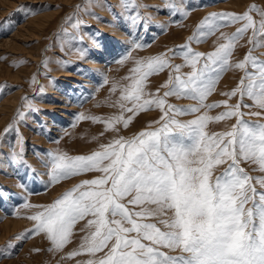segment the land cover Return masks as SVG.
Returning <instances> with one entry per match:
<instances>
[{"label": "rangeland", "instance_id": "obj_1", "mask_svg": "<svg viewBox=\"0 0 264 264\" xmlns=\"http://www.w3.org/2000/svg\"><path fill=\"white\" fill-rule=\"evenodd\" d=\"M168 2L135 0L141 7L128 11L122 6V0H95L94 3L90 0H0V22L8 21L0 24V192L3 193L0 196V264H84L88 259L103 257L107 248L95 257L82 254L69 258L73 250L79 249L83 238L95 230L87 227V220L93 219L91 216L76 223L71 243L60 251H49L53 245L47 236L30 231L36 222L27 217L43 209L24 208V203L51 205L83 181L103 175L99 171H90L52 182L48 153L87 156L102 151V146L121 136L130 139L141 131L158 128L160 125L154 122L160 120V109L153 106L134 115L119 107L122 89L130 85L136 61H147L160 55L170 61V67L148 77L142 97L164 98V93L175 84V76L186 78L192 71L182 54H174L179 46L190 45L193 52L207 55L220 44L227 43L222 34L231 36L244 23L226 24L203 42H198L193 38L198 36L199 25L206 17L225 12L242 15L253 5L264 9V0H183V6L192 9L190 14L185 16L177 12L170 15ZM175 2L179 4L180 0ZM21 6L23 10H20ZM137 11L149 19L133 23L131 17ZM250 14L259 22L258 12ZM10 28L13 30L9 32ZM251 37L249 30L236 42L230 57L232 67L220 73L221 78L206 104L227 101L228 105H235L241 102L239 94L230 97L224 93L237 88L241 78L245 77V70L235 68V64L244 61L250 51L264 61V46L254 47L249 42ZM134 43L145 46L136 48ZM126 54L128 58L123 63L117 62ZM204 62L202 58L198 67ZM175 65H183L179 73L175 71ZM247 70L255 71L250 65ZM170 77L173 84L163 87ZM166 101L183 109L199 104L197 100L176 96H169ZM123 103L125 109L133 107L131 102ZM243 103L253 105L240 109L245 114L243 119L251 125L264 124V109L247 96ZM227 110L224 105L205 107L199 113L176 118L186 122L204 114L215 117ZM255 112L261 115H251ZM18 113H23V117ZM80 114L100 120H81L78 119ZM115 116L131 117V123L125 128L121 120L113 125L119 131H112L107 122ZM236 124V117L210 121L205 130L209 134H219ZM9 125L15 130L5 134ZM13 152L17 154L16 159L24 163L11 165L10 154ZM227 167V164L217 166L213 180ZM240 167L252 177L264 176L258 164L251 161L242 160ZM253 183L258 192L264 191L255 180ZM123 203L127 205V200ZM128 207L132 211L140 210L131 205ZM166 218L148 217L141 222L155 223L167 230L161 223ZM9 243L13 247L8 248ZM160 250L169 255L181 254L179 250Z\"/></svg>", "mask_w": 264, "mask_h": 264}, {"label": "snow or ice", "instance_id": "obj_2", "mask_svg": "<svg viewBox=\"0 0 264 264\" xmlns=\"http://www.w3.org/2000/svg\"><path fill=\"white\" fill-rule=\"evenodd\" d=\"M122 6L128 11L141 7L135 0H122ZM167 7L171 9L170 15L182 12L187 16L192 10L183 6V0L179 4L169 0ZM252 11L259 13V22L250 14ZM131 19L135 23L149 18L142 17L137 11ZM240 21H244L243 26L235 34H222L227 43L220 44L207 55L193 52L190 45L179 46L174 54H182L192 71L186 78L175 76V84L164 93V98L142 99L148 77L170 67V61L164 55L136 61L131 83L122 89L119 107L134 115L153 106L160 109V120L154 122L160 125L158 128L141 131L130 139L121 136L102 146V151L87 156L48 153L52 182L90 171L103 174L83 181L51 205L23 204L24 208L43 209L27 218L36 222L30 230L33 234L43 233L51 241L53 247L49 251H60L71 243L76 223L91 216L93 219L87 220V227L95 230L83 238L79 249L73 250L69 258L82 254L95 257L106 248L108 251L98 260L88 259L84 264H264V191L258 192L253 183L255 180L264 189V176L252 177L240 167L242 160L251 161L264 172V124L251 125L240 111L242 107L253 106L243 103L245 96L264 109V61L250 51L244 61L235 64V68L245 70L246 75L237 88L224 95L235 97L239 94L240 103H205L214 92L220 73L232 67L230 57L239 39L251 30L249 42L254 47L264 46L261 39L264 38V9L253 5L242 15L212 13L201 22L198 36L193 39L203 42L220 27ZM12 30L10 28L9 32ZM134 46L142 48L145 45L134 43ZM126 58L127 54L117 62L123 63ZM202 58L205 62L198 67ZM249 65L255 71H248ZM182 67L175 65L174 69L179 73ZM171 84L173 79L170 77L163 87ZM113 91H116V85ZM169 96L190 98L199 104L183 109L167 104ZM124 101L131 102L133 107L125 109ZM221 105L229 110L215 117L204 114L186 122L176 118L199 113L201 108ZM18 116L23 117V113ZM232 117L238 119V124L229 131L209 134L205 130L210 121ZM86 118L100 120L83 114L78 116L81 120ZM131 119L115 116L107 122L108 128L118 132L114 123L122 120L127 128ZM14 130V126L9 125L5 134ZM16 156L15 152L10 154L11 165L24 163ZM223 164L228 167L213 180L214 170ZM20 186L24 187L23 184ZM0 196H3L2 192ZM249 204L252 206L247 207ZM128 205L140 210L132 211ZM158 216L167 217L161 220L167 230L155 223L141 222ZM131 233L136 235H129ZM7 247L13 245L9 243ZM161 248L179 250L181 254L169 255Z\"/></svg>", "mask_w": 264, "mask_h": 264}]
</instances>
